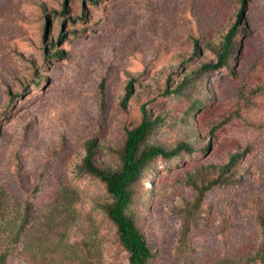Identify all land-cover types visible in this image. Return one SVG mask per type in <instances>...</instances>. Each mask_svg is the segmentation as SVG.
<instances>
[{"label":"rangeland","instance_id":"374dc122","mask_svg":"<svg viewBox=\"0 0 264 264\" xmlns=\"http://www.w3.org/2000/svg\"><path fill=\"white\" fill-rule=\"evenodd\" d=\"M240 12L230 64L204 71ZM143 106L145 145L192 149L133 186L148 264L264 255V0H0V264L129 263L82 167L94 141L95 164L120 169Z\"/></svg>","mask_w":264,"mask_h":264},{"label":"trees","instance_id":"16d2710c","mask_svg":"<svg viewBox=\"0 0 264 264\" xmlns=\"http://www.w3.org/2000/svg\"><path fill=\"white\" fill-rule=\"evenodd\" d=\"M243 4L247 0H242ZM243 18L240 12L237 21L230 28L221 44L218 58L215 63H207L203 65L204 71H217L230 64V57L233 53L234 39L238 34L239 27ZM134 81H131L126 89V95L122 100V105L126 107L133 95ZM180 88L168 91V94L179 92ZM201 107V104L198 105ZM158 121L151 119L145 106L142 108V121L132 129L126 130V141L121 154L122 165L118 170L102 169L94 162L96 143L91 141L87 146V155L84 159L83 171L100 179L106 186L107 192L113 199V202L107 207V215L112 223L116 226L117 236L120 244L129 255L128 264H148L154 257L149 243L144 234L138 228L134 219L128 215L127 211L132 204L134 197L133 186L141 180L142 175L149 163L158 157L164 159H173L179 156L183 151H191L192 149L187 143H180L174 148L165 149L160 145H145L149 136L153 132ZM200 202L192 206L184 216L183 230L181 231V240L191 230L196 223L197 218L193 211H197ZM261 260L264 262V255L251 256L245 262L250 264ZM232 264H236L233 262Z\"/></svg>","mask_w":264,"mask_h":264}]
</instances>
